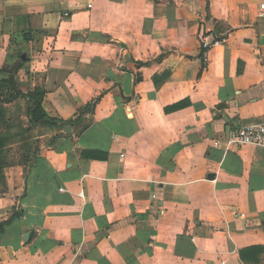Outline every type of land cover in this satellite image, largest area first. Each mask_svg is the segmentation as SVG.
Instances as JSON below:
<instances>
[{"label": "crops", "instance_id": "1", "mask_svg": "<svg viewBox=\"0 0 264 264\" xmlns=\"http://www.w3.org/2000/svg\"><path fill=\"white\" fill-rule=\"evenodd\" d=\"M263 3L0 0V79L21 61L22 89L72 122L26 112L52 129L27 139L0 125V264H246L264 248V147L227 148L264 123Z\"/></svg>", "mask_w": 264, "mask_h": 264}, {"label": "trees", "instance_id": "2", "mask_svg": "<svg viewBox=\"0 0 264 264\" xmlns=\"http://www.w3.org/2000/svg\"><path fill=\"white\" fill-rule=\"evenodd\" d=\"M24 39L28 41L30 39V35L27 34L24 35ZM15 74H17V72L14 74L6 73L5 74L6 77L0 79V96H4V99L1 101L2 103L10 104L20 98L27 99L28 102H30L31 104L27 111V118L29 124L32 126L57 125L62 127L63 125L72 124L71 121L62 122L49 118L44 113L42 108V102L45 94L44 91L39 87H35L33 90L23 92L20 88H18L17 82L15 81ZM185 105L186 103H181L175 106L174 108L183 107ZM1 126L10 129V125L8 123L7 124L1 123ZM12 139H13L12 137L0 135V186H1L0 193L4 192L5 190L3 169L5 168L6 165H8V162L4 157L3 150L7 146V144L12 141ZM83 155L88 158L97 156V154L92 152H84ZM263 253H264L263 247H251L242 250L239 255L241 260L246 264H258L259 263L258 257L260 254Z\"/></svg>", "mask_w": 264, "mask_h": 264}, {"label": "rangeland", "instance_id": "3", "mask_svg": "<svg viewBox=\"0 0 264 264\" xmlns=\"http://www.w3.org/2000/svg\"><path fill=\"white\" fill-rule=\"evenodd\" d=\"M17 74H15L16 76ZM22 78H15L18 88H20L23 92H26L28 90H23L22 87L26 86L25 85V74L23 72V74H21ZM3 77V73L0 71V78ZM4 99V96H0V125L1 123L4 124H9L11 130L13 131V133H17L18 132H22L23 136L28 135V136H23L22 138H28L31 137L32 135H36V134H42V133H46L49 130L51 131L52 129L48 128V127H39V128H30L27 127L28 123H26V119L21 120L20 117L22 116V114L24 115L29 107H30V102H28L26 99H22L20 101H16L15 104H11V105H7L4 106V103H2L1 101ZM2 115V116H1ZM3 121V122H2ZM24 126L26 128H24ZM29 128V129H28ZM28 129V130H27Z\"/></svg>", "mask_w": 264, "mask_h": 264}, {"label": "built area", "instance_id": "4", "mask_svg": "<svg viewBox=\"0 0 264 264\" xmlns=\"http://www.w3.org/2000/svg\"><path fill=\"white\" fill-rule=\"evenodd\" d=\"M90 7V6H89ZM260 16L264 18V3L260 5ZM66 16V15H65ZM201 53L204 62L207 61V55L214 45V42L209 40L207 35H202L201 38ZM251 145L257 147H264V123L258 125H245L240 126L229 137L227 142V148L231 146H244ZM216 147H219V143H215ZM152 199L155 196L152 195Z\"/></svg>", "mask_w": 264, "mask_h": 264}, {"label": "water", "instance_id": "5", "mask_svg": "<svg viewBox=\"0 0 264 264\" xmlns=\"http://www.w3.org/2000/svg\"><path fill=\"white\" fill-rule=\"evenodd\" d=\"M21 60H22V61H23V60H26V57L23 55V56L21 57ZM20 65H21V61L15 63L12 67L5 69V71L8 72L9 74H14V73L19 69ZM67 129H68V127L65 128V131H66Z\"/></svg>", "mask_w": 264, "mask_h": 264}]
</instances>
